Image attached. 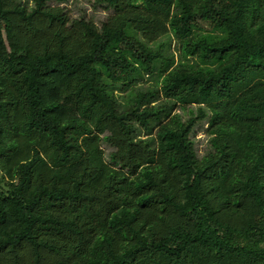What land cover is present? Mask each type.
<instances>
[{"label": "trees", "instance_id": "obj_1", "mask_svg": "<svg viewBox=\"0 0 264 264\" xmlns=\"http://www.w3.org/2000/svg\"><path fill=\"white\" fill-rule=\"evenodd\" d=\"M67 1L0 0V264H264V0Z\"/></svg>", "mask_w": 264, "mask_h": 264}, {"label": "rangeland", "instance_id": "obj_2", "mask_svg": "<svg viewBox=\"0 0 264 264\" xmlns=\"http://www.w3.org/2000/svg\"><path fill=\"white\" fill-rule=\"evenodd\" d=\"M28 2V0H23ZM95 0H69L63 6L67 7L73 17L85 16L88 19L93 20L97 24L101 25L102 21L110 14V11H106L102 6H95ZM202 22L201 24H203ZM173 51L177 52V57L179 55L178 43L175 41L172 42ZM149 79V78H147ZM151 84L154 83L150 81ZM149 83H143V86H147ZM193 137L196 142V149L200 155H203L206 149L207 137L201 128L197 127L194 131ZM107 151H110L108 146H105Z\"/></svg>", "mask_w": 264, "mask_h": 264}]
</instances>
